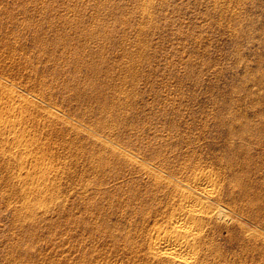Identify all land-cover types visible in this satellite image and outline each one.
Wrapping results in <instances>:
<instances>
[{
  "label": "rangeland",
  "instance_id": "1",
  "mask_svg": "<svg viewBox=\"0 0 264 264\" xmlns=\"http://www.w3.org/2000/svg\"><path fill=\"white\" fill-rule=\"evenodd\" d=\"M198 171L196 261L264 264V0H0V264H162Z\"/></svg>",
  "mask_w": 264,
  "mask_h": 264
},
{
  "label": "bare ground",
  "instance_id": "2",
  "mask_svg": "<svg viewBox=\"0 0 264 264\" xmlns=\"http://www.w3.org/2000/svg\"><path fill=\"white\" fill-rule=\"evenodd\" d=\"M21 140L19 137L16 142L21 145ZM238 190V193L244 192L243 184H239ZM174 191L176 207H172L166 217L167 224L161 230L160 226L155 229L156 233L162 235L157 234L154 239L152 237L149 244L154 261L162 264H201V261L196 259L207 244L204 234L206 224L213 223V228L217 230L224 227L213 215V210H222L224 207L221 203L223 196L221 186L210 174L198 171L192 176V184L177 182ZM224 196L227 197L229 194Z\"/></svg>",
  "mask_w": 264,
  "mask_h": 264
}]
</instances>
